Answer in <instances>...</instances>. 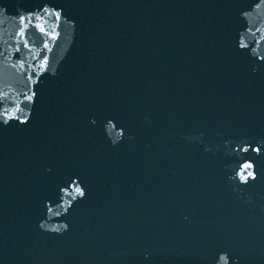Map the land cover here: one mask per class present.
I'll use <instances>...</instances> for the list:
<instances>
[{"label": "water", "instance_id": "1", "mask_svg": "<svg viewBox=\"0 0 264 264\" xmlns=\"http://www.w3.org/2000/svg\"><path fill=\"white\" fill-rule=\"evenodd\" d=\"M0 264H264V0H0Z\"/></svg>", "mask_w": 264, "mask_h": 264}, {"label": "snow or ice", "instance_id": "2", "mask_svg": "<svg viewBox=\"0 0 264 264\" xmlns=\"http://www.w3.org/2000/svg\"><path fill=\"white\" fill-rule=\"evenodd\" d=\"M256 151H259V149H256ZM248 167H251V165H249ZM249 175H251L252 178L255 179V175H254V174H251V173H250Z\"/></svg>", "mask_w": 264, "mask_h": 264}]
</instances>
